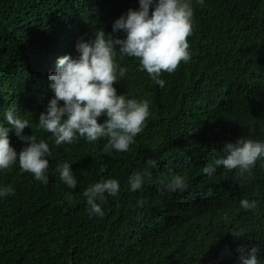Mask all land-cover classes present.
<instances>
[{
    "label": "trees",
    "instance_id": "16d2710c",
    "mask_svg": "<svg viewBox=\"0 0 264 264\" xmlns=\"http://www.w3.org/2000/svg\"><path fill=\"white\" fill-rule=\"evenodd\" d=\"M190 2L192 58L161 75L163 88L117 48L116 61L127 68L118 74L117 94L148 100L150 115L127 152L108 156L106 138L55 145L38 118L54 96L48 75L57 59L77 56V42L98 28L112 33L116 19L139 10V0H0V122L21 151L26 145L4 117L16 106L17 116L29 120L23 134H35L52 151L47 184L21 172L18 162L0 170V188L14 189L0 196V264H240L242 243L257 246L264 264V160L248 179L223 167L212 176L201 171L224 155L225 143L264 142V0ZM148 159L157 167L149 168L141 189L129 190L128 177ZM64 162L71 164L75 189L59 179L56 169ZM176 174L186 178L187 189H163L162 181ZM110 178L120 192L106 193L104 216L90 218L83 192ZM242 199L256 200L257 208L243 209ZM241 229L245 234L233 237Z\"/></svg>",
    "mask_w": 264,
    "mask_h": 264
},
{
    "label": "clouds",
    "instance_id": "9594fccd",
    "mask_svg": "<svg viewBox=\"0 0 264 264\" xmlns=\"http://www.w3.org/2000/svg\"><path fill=\"white\" fill-rule=\"evenodd\" d=\"M203 4V0H198ZM150 13V6H153ZM193 8L190 0H139V10L129 9L126 16L116 19L112 33L122 31L125 38L120 39L98 28L88 40L80 39L76 44L77 56L64 55L57 59L56 70L48 75V87L54 93L47 104L46 112L39 114V128L51 133L57 146L73 144L79 138L95 142L106 138L103 154L110 156L113 151L127 152L134 138L143 132L149 118V101L128 99L118 95L114 87L118 74L123 77L127 68L120 67L116 61L117 48L121 57H134L139 61V70L161 88L165 81L163 73L172 74L180 64L192 58L188 38L193 33ZM62 102V106H61ZM105 116L103 123L98 118ZM4 117L15 129V134L26 146L17 152L8 138L9 129L0 122V170L19 165L20 171L30 173L36 181L47 184L49 160L52 156L49 144L35 134L24 135L29 128V120L16 114V106H10ZM224 155L214 163L202 168V172L212 176L217 167L231 172L237 170L238 179H248L258 160H264V142L252 138H238L234 143H225L221 149ZM143 171H134L128 177L129 190L141 189L145 177H150L149 168L157 167L155 159L146 161ZM56 171L59 179L69 188L75 189L77 179L71 164L64 162ZM188 185L182 175H172L162 188L169 192H183ZM120 184L116 179H106L89 186L83 196L86 198L89 216H104L102 204L105 194L117 196ZM14 194L9 185L0 188V196ZM71 199V193H66ZM99 201V203H97ZM146 199L138 201L140 206ZM240 205L245 210L256 209L257 201L242 199ZM240 239L245 234L241 229L231 233ZM236 251L240 254V264H261L259 248L255 245L241 244Z\"/></svg>",
    "mask_w": 264,
    "mask_h": 264
}]
</instances>
